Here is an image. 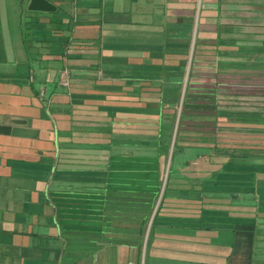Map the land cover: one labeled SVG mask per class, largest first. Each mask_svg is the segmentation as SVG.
<instances>
[{"label":"crops","instance_id":"1","mask_svg":"<svg viewBox=\"0 0 264 264\" xmlns=\"http://www.w3.org/2000/svg\"><path fill=\"white\" fill-rule=\"evenodd\" d=\"M48 1L0 0V264H229L241 222L257 227L254 264L264 0ZM181 86L183 135L201 137L174 150L214 153L204 173L178 164L167 198L173 146L150 126Z\"/></svg>","mask_w":264,"mask_h":264},{"label":"rangeland","instance_id":"2","mask_svg":"<svg viewBox=\"0 0 264 264\" xmlns=\"http://www.w3.org/2000/svg\"><path fill=\"white\" fill-rule=\"evenodd\" d=\"M197 59H198V52L194 51V49H191V54L188 56L182 57V59L180 60V63H179L180 68H182L185 71L188 70V72L190 73V82H191V74L193 73L194 68L197 64ZM61 78H62L63 84H65V85L69 84L70 70L68 68H64L62 70ZM183 81H184V76H183ZM182 85H183V82H182ZM169 90H170V88L167 87V96H169V94H168ZM186 91H187L186 89H185V91H183V86H181L179 88V92H180L179 94L180 95L179 94L177 95V92H175L176 95L168 97L169 104H166L165 106L171 105L172 108L170 111H172V113L165 115L163 117V122L165 123L164 125H159L157 123V124H152L150 126L151 131L156 130L159 133H161L160 135L158 134L157 136H151L150 139L153 140L154 138L157 137L156 141L160 140V143L165 148V152L168 153L170 151L169 152V158H167V159H169L168 175L170 174V176H169L170 180L168 182L169 189L167 191L168 194L166 195L167 198L170 196L172 191L174 193V189H172V191H171V187L175 188L176 183H180L181 181H183V180H180L179 178H177L178 174H176V171L174 172L175 168H177L178 164L180 165V163L182 161H183L182 165L186 169L195 170V171L201 170V171H203L202 173H204V171H206L208 169H211L210 167H212V163L210 160L211 159L210 156L214 153V151H212V148H207V149L201 150V151L193 150V151H189V152H184V151L181 152V150L180 151L174 150V147L177 144H180V142L182 140H191V139L196 140V139H200L198 137H201L198 135L189 134L191 132V130H188V133L183 135V132L186 131L185 130L186 128H184L185 124H186L185 123V115L187 113V111H186L187 105H188L187 103L189 102V96L186 95ZM173 101H176V102H173ZM172 104L174 106H172ZM161 105L164 106V103H162ZM224 108H225L224 106L219 107L220 110L215 108V114L220 112L219 116L217 117V120L215 119L216 122L218 120L221 121V120H225L227 118V115L229 114V112L226 111V109H224ZM205 112H207V111H205ZM211 115H212V113H211ZM200 118H202V117H200ZM207 122H208V124H206V125L213 123L212 119H208ZM135 124H137V122L134 123V125ZM148 127H149L148 125L142 124V128H140V131L146 132L145 128H148ZM199 135H203V134H199ZM207 138L209 140H212V141L216 140L215 136H212L211 133L208 135ZM170 145H171V147L173 146V150L172 149L169 150ZM263 148L264 147H262L261 149H263ZM258 149H259V147H258ZM258 149H254L252 154L254 156V162L261 163V160L263 159L262 157H264V149L261 151H255ZM260 155H261V158L258 159L257 157H260ZM184 161H186L185 164H184ZM213 166H215V170L218 169V167H219L218 164H215ZM202 173L200 175H202V176L207 175V174H202ZM189 179L193 182L191 177H189ZM253 203H254V207L258 205V203L256 201H254ZM148 229H149V225L148 226L146 225V229H144L145 235H143V237H142L144 240L146 239V233H147ZM255 259L256 260H255L254 264H264V250H258Z\"/></svg>","mask_w":264,"mask_h":264},{"label":"trees","instance_id":"3","mask_svg":"<svg viewBox=\"0 0 264 264\" xmlns=\"http://www.w3.org/2000/svg\"><path fill=\"white\" fill-rule=\"evenodd\" d=\"M162 106L161 104H159ZM163 107V106H162ZM172 113L167 112V114ZM160 125H164L163 117L160 116ZM167 124V123H166ZM178 145L175 146V149ZM235 246L233 255L229 264H253L252 258L255 251V240L257 236V227L255 223H238L235 228ZM241 256V260L233 262L236 260L237 256Z\"/></svg>","mask_w":264,"mask_h":264},{"label":"water","instance_id":"4","mask_svg":"<svg viewBox=\"0 0 264 264\" xmlns=\"http://www.w3.org/2000/svg\"><path fill=\"white\" fill-rule=\"evenodd\" d=\"M32 7L42 10H50L52 8V4L48 0H37V5Z\"/></svg>","mask_w":264,"mask_h":264},{"label":"built area","instance_id":"5","mask_svg":"<svg viewBox=\"0 0 264 264\" xmlns=\"http://www.w3.org/2000/svg\"><path fill=\"white\" fill-rule=\"evenodd\" d=\"M68 85V84H67Z\"/></svg>","mask_w":264,"mask_h":264}]
</instances>
